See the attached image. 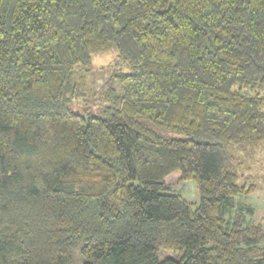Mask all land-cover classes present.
I'll return each mask as SVG.
<instances>
[{
	"label": "trees",
	"instance_id": "16d2710c",
	"mask_svg": "<svg viewBox=\"0 0 264 264\" xmlns=\"http://www.w3.org/2000/svg\"><path fill=\"white\" fill-rule=\"evenodd\" d=\"M262 146L264 0H0V264H264Z\"/></svg>",
	"mask_w": 264,
	"mask_h": 264
},
{
	"label": "rangeland",
	"instance_id": "374dc122",
	"mask_svg": "<svg viewBox=\"0 0 264 264\" xmlns=\"http://www.w3.org/2000/svg\"><path fill=\"white\" fill-rule=\"evenodd\" d=\"M117 61V50L110 49L104 52L94 54L89 65H83L78 68V76H83L91 89V95L87 99V103L82 106H75L78 112L98 113L99 105L95 99V94L99 92L104 85L109 81L113 70H115ZM123 70H128L126 66ZM251 156L242 155L244 160V177L241 182L247 180V184H256V189L247 196H240L236 200V205L244 206L247 223H262L264 226V146L255 150H249ZM166 192L180 193L189 201L198 204L200 201V194L196 183L192 180H184L180 171L171 173L166 178ZM248 208H252L250 213ZM161 255H173L172 252L163 251Z\"/></svg>",
	"mask_w": 264,
	"mask_h": 264
}]
</instances>
